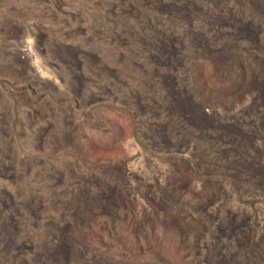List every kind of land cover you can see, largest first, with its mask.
Wrapping results in <instances>:
<instances>
[{"label": "rangeland", "instance_id": "rangeland-1", "mask_svg": "<svg viewBox=\"0 0 264 264\" xmlns=\"http://www.w3.org/2000/svg\"><path fill=\"white\" fill-rule=\"evenodd\" d=\"M261 166L264 0H0V264H264Z\"/></svg>", "mask_w": 264, "mask_h": 264}, {"label": "bare ground", "instance_id": "bare-ground-1", "mask_svg": "<svg viewBox=\"0 0 264 264\" xmlns=\"http://www.w3.org/2000/svg\"><path fill=\"white\" fill-rule=\"evenodd\" d=\"M20 39H21V43L19 44V47L16 48V52H14L13 54L16 55V58L19 59L20 61H24L26 58H29L30 56H33L34 55V52L36 50V47H37V43L39 44L38 40L37 42H32V41H29L28 39H25L24 40V37L23 36H20ZM17 46V45H16ZM53 54V53H52ZM55 58H57L58 60H60L61 62L65 63V60H64V57L62 56V54L59 52V51H55V54H54ZM50 59V58H49ZM68 60V59H67ZM38 61V60H37ZM36 62V61H35ZM33 66V70L30 68V67H27L24 68V72L25 74L27 75H30L32 76L33 72L34 74H38L39 76L41 77H44L46 76L47 78H50V79H53L52 81H54L55 79L53 77H51L50 75H44L42 74V72H39V69H38V66L36 63H32L31 64ZM31 66V67H32ZM68 67V66H67ZM74 70V69H73ZM72 70V71H73ZM47 72V71H46ZM71 72V71H70ZM75 72V71H74ZM73 72V74H74ZM50 73V72H49ZM36 76V75H35ZM49 79V80H50ZM77 79V78H75ZM57 83V82H56ZM76 88V87H75ZM190 109H197L196 107H189ZM198 111L197 115L199 114V116L203 117V114L199 111V110H196ZM134 162V161H133ZM134 165V164H133ZM132 168V167H131ZM133 170V169H132ZM129 172V170H128ZM129 175V174H128ZM131 179V178H130ZM162 208L164 209L165 207L162 206Z\"/></svg>", "mask_w": 264, "mask_h": 264}, {"label": "trees", "instance_id": "trees-1", "mask_svg": "<svg viewBox=\"0 0 264 264\" xmlns=\"http://www.w3.org/2000/svg\"><path fill=\"white\" fill-rule=\"evenodd\" d=\"M264 169V166H261Z\"/></svg>", "mask_w": 264, "mask_h": 264}]
</instances>
